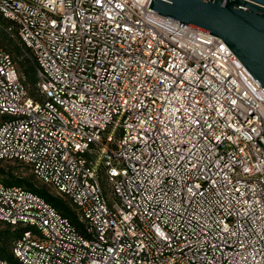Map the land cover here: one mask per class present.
Listing matches in <instances>:
<instances>
[{
	"label": "built area",
	"instance_id": "obj_1",
	"mask_svg": "<svg viewBox=\"0 0 264 264\" xmlns=\"http://www.w3.org/2000/svg\"><path fill=\"white\" fill-rule=\"evenodd\" d=\"M151 1L0 0V160L75 214L0 179V264H264V89Z\"/></svg>",
	"mask_w": 264,
	"mask_h": 264
},
{
	"label": "water",
	"instance_id": "obj_2",
	"mask_svg": "<svg viewBox=\"0 0 264 264\" xmlns=\"http://www.w3.org/2000/svg\"><path fill=\"white\" fill-rule=\"evenodd\" d=\"M149 10L221 37L264 89V0H152Z\"/></svg>",
	"mask_w": 264,
	"mask_h": 264
},
{
	"label": "rangeland",
	"instance_id": "obj_3",
	"mask_svg": "<svg viewBox=\"0 0 264 264\" xmlns=\"http://www.w3.org/2000/svg\"><path fill=\"white\" fill-rule=\"evenodd\" d=\"M0 22L3 25L11 24V22L9 20L3 19L2 17L0 18ZM0 47L9 50L14 55L16 62H17V66L19 67V70L21 73H23V69L21 67V64L23 62H30L31 64H33L31 59L29 57H27L26 55H24V51L21 48V46H19L11 37H9L1 27H0ZM18 47H19V49H18ZM33 90L36 92L35 86L33 87ZM111 132H113V135H115V137L118 136V132L116 131V129L110 128L108 130V133H111ZM0 165L3 168H5V171H6V173H4V174L0 173V179H2V180L10 178L11 174H14V176L31 177L32 180L37 185L44 186V187L48 188L49 191L54 193V194L57 193L51 187L41 183L33 175L31 169L24 164L17 163V162H10V161H1ZM102 186H103V190H104L106 197L109 200L113 199V197H114L113 196V189H112L111 183L106 178L102 179ZM0 230H11V228H8L7 226H5L3 223L0 222ZM0 246H4L6 248V250L11 248V245L7 244L5 239L0 240ZM10 252H11V249H10ZM10 252L8 251V255L10 254ZM11 258L12 257L10 255V259Z\"/></svg>",
	"mask_w": 264,
	"mask_h": 264
},
{
	"label": "trees",
	"instance_id": "obj_4",
	"mask_svg": "<svg viewBox=\"0 0 264 264\" xmlns=\"http://www.w3.org/2000/svg\"><path fill=\"white\" fill-rule=\"evenodd\" d=\"M0 14V18H1ZM19 49V47H18ZM7 50V49H6ZM9 51V50H7ZM19 51V50H18ZM10 52V51H9ZM21 67L23 69V74H25L27 83L30 84L32 87L33 93V87L35 86L37 82L36 74H35V67L30 62H23L21 64ZM2 160H0L1 162ZM0 173L4 174L6 173L5 168H3L0 165ZM34 175V174H33ZM6 184L12 185L17 184L24 186L32 191L37 192L38 194L42 195L44 198H46L53 206H55L57 209H59L62 213L65 215L71 217L73 220H75V214L72 210V207L68 200H65L54 193L50 192L48 188L44 186L37 185L31 177H23V176H14V174H11L10 178L3 180ZM9 228V227H8ZM17 236V232L11 230H0V240L5 239L7 244H10L11 247L13 245V240ZM11 249V248H10ZM6 250L4 246H0V254L6 257H10V254L8 255V251Z\"/></svg>",
	"mask_w": 264,
	"mask_h": 264
}]
</instances>
